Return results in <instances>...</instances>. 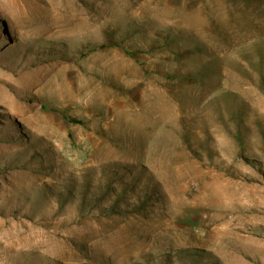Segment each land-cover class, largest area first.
Listing matches in <instances>:
<instances>
[{"label": "rangeland", "instance_id": "rangeland-1", "mask_svg": "<svg viewBox=\"0 0 264 264\" xmlns=\"http://www.w3.org/2000/svg\"><path fill=\"white\" fill-rule=\"evenodd\" d=\"M0 264H264V0H0Z\"/></svg>", "mask_w": 264, "mask_h": 264}, {"label": "trees", "instance_id": "trees-1", "mask_svg": "<svg viewBox=\"0 0 264 264\" xmlns=\"http://www.w3.org/2000/svg\"><path fill=\"white\" fill-rule=\"evenodd\" d=\"M75 122H77V121H75Z\"/></svg>", "mask_w": 264, "mask_h": 264}]
</instances>
